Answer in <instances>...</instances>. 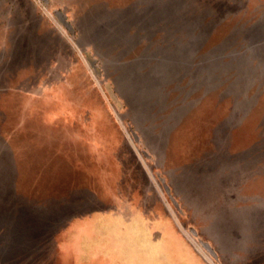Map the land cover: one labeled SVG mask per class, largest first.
Here are the masks:
<instances>
[{"label": "rangeland", "instance_id": "obj_1", "mask_svg": "<svg viewBox=\"0 0 264 264\" xmlns=\"http://www.w3.org/2000/svg\"><path fill=\"white\" fill-rule=\"evenodd\" d=\"M134 212L264 264V0H0V264H140Z\"/></svg>", "mask_w": 264, "mask_h": 264}, {"label": "crops", "instance_id": "obj_2", "mask_svg": "<svg viewBox=\"0 0 264 264\" xmlns=\"http://www.w3.org/2000/svg\"><path fill=\"white\" fill-rule=\"evenodd\" d=\"M107 218L108 241H122L126 254L136 263H163L165 241H181V232L173 217L152 220L141 212H134L129 217L111 213Z\"/></svg>", "mask_w": 264, "mask_h": 264}]
</instances>
